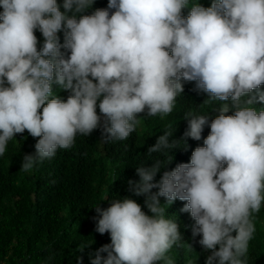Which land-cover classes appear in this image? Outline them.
<instances>
[{
  "label": "clouds",
  "instance_id": "obj_1",
  "mask_svg": "<svg viewBox=\"0 0 264 264\" xmlns=\"http://www.w3.org/2000/svg\"><path fill=\"white\" fill-rule=\"evenodd\" d=\"M93 3L0 0V156L25 131L38 139L22 157L24 173L71 148L78 135L100 129L102 140L124 141L141 117L170 114L184 82H194L224 102L211 120L184 114V148L188 138L200 141L207 126L203 146L159 180L162 161L136 168L139 179L128 180V189L144 197L151 215L127 196L95 207V231L111 242L89 253V261L174 264L166 253L183 236L165 218L163 197L169 206L186 201L181 210L195 221L192 235L210 253L205 264H247L255 214L264 205V108L254 107L264 104V0H211L209 7L200 0L191 6L190 0H108L106 8L80 15ZM36 31L43 37L39 50ZM54 84L66 100L54 94ZM172 136L165 130L149 155L175 149Z\"/></svg>",
  "mask_w": 264,
  "mask_h": 264
},
{
  "label": "trees",
  "instance_id": "obj_2",
  "mask_svg": "<svg viewBox=\"0 0 264 264\" xmlns=\"http://www.w3.org/2000/svg\"><path fill=\"white\" fill-rule=\"evenodd\" d=\"M57 2L62 4L63 0ZM195 2L199 0H190V6ZM200 3L209 7L211 0H200ZM107 4L108 0H94L92 7L80 15H90L98 8H106ZM61 11H64L62 7ZM112 11L114 9L110 14ZM189 11L190 7L185 8L183 14L187 16ZM35 35L40 42L39 50L43 37L39 31ZM58 35L63 43V32ZM260 89L264 90V84ZM53 92L67 99L68 93L55 84ZM255 92L253 90V94ZM222 103L196 90L194 82H184V91L176 97L173 111L167 116L141 117L137 130L124 141H104L100 129L90 136L78 135L71 148L59 149L54 158L38 164L31 173L19 169L23 155L34 152L38 138H32L27 131L17 134L0 156V264H79L78 258H82L83 264H90L89 253L111 242L109 234L95 231V207L106 208L111 200L127 196L151 215L143 207L144 197L129 191L127 181L139 179L138 166H151L156 160L165 165L156 180L178 163L189 162L192 150L203 146V137L209 134L210 128H204L200 141L188 138L185 149L181 141L187 128L184 114L190 111L208 114L211 120ZM254 107L260 110L264 104L255 103ZM234 110L226 115H232ZM165 130L173 132L171 139L177 141L176 148L166 156L149 155L148 148ZM160 200L165 218L176 221L183 236L166 255L174 264H205L210 253L205 254L198 243L200 237L192 235L195 221L181 210L186 201L177 199L169 206L163 197ZM255 219L256 237L250 242L247 264H264V205ZM101 255L106 256V253Z\"/></svg>",
  "mask_w": 264,
  "mask_h": 264
}]
</instances>
